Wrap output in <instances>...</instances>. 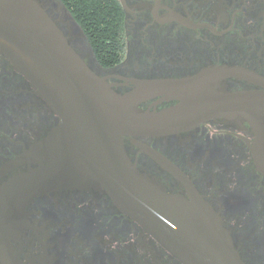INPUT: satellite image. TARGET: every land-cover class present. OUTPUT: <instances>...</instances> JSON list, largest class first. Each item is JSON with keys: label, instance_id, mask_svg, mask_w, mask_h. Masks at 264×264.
Instances as JSON below:
<instances>
[{"label": "flooded vegetation", "instance_id": "af4514ba", "mask_svg": "<svg viewBox=\"0 0 264 264\" xmlns=\"http://www.w3.org/2000/svg\"><path fill=\"white\" fill-rule=\"evenodd\" d=\"M102 1L115 14L111 55L61 0H38L90 71L137 110L192 115L196 101L264 98V0ZM191 123L125 136L128 162L157 191L212 212L242 264H264V117ZM61 124L0 50V264H185L96 185L35 189V173L64 154Z\"/></svg>", "mask_w": 264, "mask_h": 264}, {"label": "water", "instance_id": "95a60500", "mask_svg": "<svg viewBox=\"0 0 264 264\" xmlns=\"http://www.w3.org/2000/svg\"><path fill=\"white\" fill-rule=\"evenodd\" d=\"M0 50L62 123L64 154L35 173L36 190L62 182L96 185L185 264H242L212 212L139 177L123 138L168 134L228 112L264 117V98L196 101L192 115L139 111L90 71L38 0H0Z\"/></svg>", "mask_w": 264, "mask_h": 264}, {"label": "trees", "instance_id": "16d2710c", "mask_svg": "<svg viewBox=\"0 0 264 264\" xmlns=\"http://www.w3.org/2000/svg\"><path fill=\"white\" fill-rule=\"evenodd\" d=\"M76 22L88 34L93 46H106L114 54L117 45L114 10L102 0H61ZM111 14L113 16H111Z\"/></svg>", "mask_w": 264, "mask_h": 264}]
</instances>
